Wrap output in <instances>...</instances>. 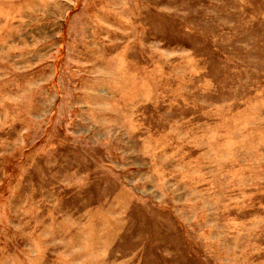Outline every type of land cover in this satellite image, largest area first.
<instances>
[{
    "label": "rangeland",
    "instance_id": "obj_1",
    "mask_svg": "<svg viewBox=\"0 0 264 264\" xmlns=\"http://www.w3.org/2000/svg\"><path fill=\"white\" fill-rule=\"evenodd\" d=\"M0 264H264V0H0Z\"/></svg>",
    "mask_w": 264,
    "mask_h": 264
}]
</instances>
